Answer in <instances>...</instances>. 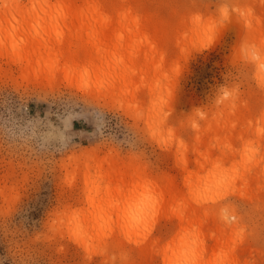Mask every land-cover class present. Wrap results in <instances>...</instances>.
Segmentation results:
<instances>
[{"label":"rangeland","instance_id":"rangeland-1","mask_svg":"<svg viewBox=\"0 0 264 264\" xmlns=\"http://www.w3.org/2000/svg\"><path fill=\"white\" fill-rule=\"evenodd\" d=\"M32 2L20 0L25 8ZM130 2L143 10L130 18L153 21L163 40L161 49L153 48L154 58L145 69L143 59L132 61L138 81L128 95L116 98L91 79L61 71L52 78L23 73L27 49L23 34L16 37L13 32L30 35L35 23H52L44 38L58 40L61 12L49 17L41 10L25 13L27 28L21 30L0 21V258L8 264H125L117 257L105 261L97 240L88 248L79 246L66 228L73 220L89 226L94 217L84 216L108 213L106 206L98 205L106 193L103 177L117 160L122 167L130 162L148 167L161 176V190L174 186L181 195H175L177 204H161V215L152 222V235H161V249L174 238L169 233L179 201L200 198L210 204L217 199L233 203L243 218L244 234L235 246L248 249L249 264H264L263 84L255 62L257 53L264 57V0ZM4 6L0 0L1 13ZM40 6L36 0L35 8ZM13 40L16 46L11 48ZM136 45L139 55L150 48ZM261 69L264 74V66ZM140 71L150 85L156 75H167L162 106L160 91L148 98ZM228 101L249 105L241 111L247 121L218 135L206 132V121L220 114ZM159 119L164 123L158 130ZM206 149L215 156L229 153L221 174L228 180L215 191L196 192L192 189L199 180L190 173H198L200 152ZM247 181L251 186H244ZM111 194L116 201L119 194ZM130 196L129 214L156 207L150 188ZM87 198H93V204ZM70 211L81 217H61ZM100 218L103 229L117 219ZM135 242L127 241L125 249H135ZM174 251L178 260L182 250Z\"/></svg>","mask_w":264,"mask_h":264},{"label":"bare ground","instance_id":"bare-ground-1","mask_svg":"<svg viewBox=\"0 0 264 264\" xmlns=\"http://www.w3.org/2000/svg\"><path fill=\"white\" fill-rule=\"evenodd\" d=\"M4 3L5 11L0 12L1 25L7 24L13 30L27 28L25 13L41 10L49 12L46 17L56 11L62 13L63 31L58 40L44 38L53 28L52 23H35L30 35L21 31L13 32L16 37L23 34L21 40L27 51L21 56L26 59V65L22 68L26 76L34 72L37 77L52 78L61 71L67 76L91 79L100 89L104 88L108 96L116 98L128 95L130 87L138 81L134 75L139 71L132 68V61L143 59L145 69L154 58L153 48L161 49L163 39L160 27L153 21L141 23L142 17L139 16L131 19L134 12L143 10L139 5L133 6L130 0H40L39 8H35L36 0H33L31 7L26 8L20 0H4ZM138 30L139 33H134ZM141 38L142 42L136 45ZM15 41L9 47H15ZM135 45H150L152 49L139 55L134 51ZM256 56H259L255 62L259 70L258 77L263 84L264 108V74L261 73L264 57L259 53ZM163 58L166 59L165 55ZM30 67L33 69L29 70ZM140 73L143 74L142 71ZM166 77L167 75L158 74L154 77L156 81L150 85L145 82L147 77L141 75L143 86L148 85V98L152 99L157 91L161 92V106L163 93L168 89V85L163 83ZM134 89L137 90L138 87ZM247 108V103L228 101L220 114L206 121V132L218 135L221 131L228 130L229 126L247 121L241 113ZM262 112L264 118V110ZM163 123L159 119L158 130ZM200 154L202 160L198 161V173H190L199 180L192 190L207 193L222 188L228 180L221 174L225 172L229 153L221 151L215 156L212 149H206ZM91 156L96 157L93 153ZM186 161L184 155V171L188 170ZM118 163L117 160H112L108 173L103 177L106 193L102 195L98 208L104 205L108 213L103 216L96 213L84 216L94 217L91 225L86 227H81L75 220L68 222L66 226L79 246L88 248L91 242L97 240L105 261L114 262L117 257L124 260L125 264H249L245 258L248 249L245 246H235L237 238H242L244 234L243 218L237 208L231 206L233 203L230 205L217 199H211L210 204L208 200L200 198L179 201L180 210L174 217L169 233L174 238L167 249H161V235H152V222L154 217L159 216L157 209L161 211V204H177L175 195L179 192L174 186L161 190V176L153 174L146 166L138 164L134 167L135 163L130 162L122 167ZM251 184L252 182L247 181L244 186L249 187ZM144 187L152 189L156 195L155 209L153 206H146L129 214L126 210L130 195ZM85 190L87 191V186ZM112 192L116 196L119 194V197H115L116 201L111 197ZM86 202L93 204V198H87ZM61 217L81 215L70 211ZM100 217L106 220L113 217L117 219L103 229L99 225ZM132 239H136L135 249L126 250L125 243ZM174 249L182 250L178 260L179 256H172ZM218 253L222 257L216 256Z\"/></svg>","mask_w":264,"mask_h":264},{"label":"snow or ice","instance_id":"snow-or-ice-1","mask_svg":"<svg viewBox=\"0 0 264 264\" xmlns=\"http://www.w3.org/2000/svg\"><path fill=\"white\" fill-rule=\"evenodd\" d=\"M0 264H8V261L3 260L2 258H0Z\"/></svg>","mask_w":264,"mask_h":264}]
</instances>
